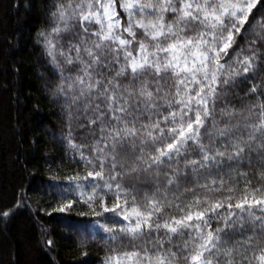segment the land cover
Masks as SVG:
<instances>
[{"label": "snow or ice", "instance_id": "snow-or-ice-1", "mask_svg": "<svg viewBox=\"0 0 264 264\" xmlns=\"http://www.w3.org/2000/svg\"><path fill=\"white\" fill-rule=\"evenodd\" d=\"M31 31L77 165L45 214L99 264H264V0H42ZM38 211L21 190L0 224L51 249Z\"/></svg>", "mask_w": 264, "mask_h": 264}, {"label": "trees", "instance_id": "trees-1", "mask_svg": "<svg viewBox=\"0 0 264 264\" xmlns=\"http://www.w3.org/2000/svg\"><path fill=\"white\" fill-rule=\"evenodd\" d=\"M41 12L42 0H0V201L14 202L23 190L31 208L39 210L54 245L41 247V234L24 212L7 225L0 224V264H75L82 250L91 264H99L104 252L98 244L79 248L75 231L69 235L58 222L64 214H45L56 205V198L47 193L54 183L50 177L77 165L48 134L58 132L61 124L53 114L58 109L41 90L45 68L32 43L31 26ZM80 211L87 209L75 208L74 220L85 219L76 216Z\"/></svg>", "mask_w": 264, "mask_h": 264}]
</instances>
